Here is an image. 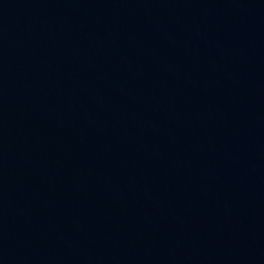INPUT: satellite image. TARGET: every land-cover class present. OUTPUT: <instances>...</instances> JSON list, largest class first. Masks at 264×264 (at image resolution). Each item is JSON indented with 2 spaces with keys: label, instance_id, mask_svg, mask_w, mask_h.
Here are the masks:
<instances>
[{
  "label": "water",
  "instance_id": "95a60500",
  "mask_svg": "<svg viewBox=\"0 0 264 264\" xmlns=\"http://www.w3.org/2000/svg\"><path fill=\"white\" fill-rule=\"evenodd\" d=\"M0 264H264V0H0Z\"/></svg>",
  "mask_w": 264,
  "mask_h": 264
}]
</instances>
